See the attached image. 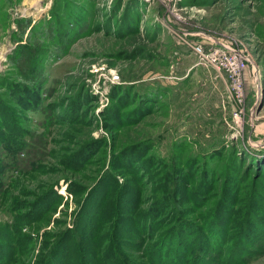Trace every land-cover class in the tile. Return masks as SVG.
Returning <instances> with one entry per match:
<instances>
[{
	"label": "rangeland",
	"instance_id": "obj_1",
	"mask_svg": "<svg viewBox=\"0 0 264 264\" xmlns=\"http://www.w3.org/2000/svg\"><path fill=\"white\" fill-rule=\"evenodd\" d=\"M62 7L75 26L59 18L64 40H38L40 69L12 75L16 46ZM210 37L251 57L242 116L193 50ZM7 79L42 99L22 105ZM98 201L103 256L122 216L124 253L145 264L158 247L165 264L183 248L184 264H264V0H0V264H39Z\"/></svg>",
	"mask_w": 264,
	"mask_h": 264
},
{
	"label": "trees",
	"instance_id": "obj_2",
	"mask_svg": "<svg viewBox=\"0 0 264 264\" xmlns=\"http://www.w3.org/2000/svg\"><path fill=\"white\" fill-rule=\"evenodd\" d=\"M66 12H67L66 9L63 8L58 15L56 12H54L53 15H50L51 18L48 20V22L46 23L41 22L37 25H34L33 26L34 31L31 29L32 32H30L32 35L29 36L30 37L29 43L20 42V40H23L22 38H19L18 40L16 39L18 42H20V44L18 47L16 46V48L14 49L13 56L10 58L9 61V68H10L9 72L12 75H15L16 77L29 76L30 78H32V76L35 75V72L38 71L41 67L40 64L41 60L45 56H48L51 52V48L49 45L45 43L43 44L41 42L38 43L37 41L40 39H44L45 36L46 37L50 36V39L51 38L54 39L52 43L56 41L55 38L58 39V37L60 38V36H61L60 39L64 40V37L68 33L67 31H65V29L64 30L62 29L60 31L62 25L61 23H59L60 22L59 18L67 20L64 23L67 26V28H69L70 26H75V24L77 23L75 22V19L71 18L70 14H68L66 17L64 15L66 14ZM46 26L49 27L50 32L47 31ZM29 57L32 59V62L29 60L30 59ZM7 80L8 81L4 82L5 86L3 87H6V89L7 86H9V88L10 87L13 88L14 89L13 97L14 98L16 97L17 100H19V102H21L22 105H27L30 109H32L35 108V106L42 99V95L44 91L43 84L39 85L37 82L35 84V81L33 80L35 87L28 88L27 87L28 85H26V83H24L21 80L18 82H11L10 79ZM20 148L21 147H17L18 150ZM88 201L89 199L86 202ZM99 202L100 201L96 202L94 206H92V204L88 205L87 207L84 205L81 206V209L78 211V218L76 221L77 228H75V231H72V229H67L69 231H66V233H64L60 239L59 237L55 239L52 245H48L50 244L48 242L44 243L43 247L45 248V251L47 248V251L46 252L42 251V253L40 254L39 264H145L141 262L140 258L138 257L135 258V256H129L128 253L127 254L124 253L125 248H123V245L118 239L122 238L123 236L125 237V235L129 233L126 232V223L124 221L125 217L122 216L118 220V222L114 223L111 235L109 236V234H107L108 232H106L105 235H103L105 238L103 239V237H101L97 241L99 243L101 241L103 243V240L111 241L112 243L111 251L103 256L100 253L101 251H98V249H96V245L94 244V241L96 239L97 231L100 225L99 223L101 222V217H102L101 202L100 203ZM90 206L91 208H89ZM88 208L91 209V214L93 213L94 216L92 217L93 222L90 223V225L85 224L86 220L90 218V217L86 218L87 216L86 212L88 211ZM35 213L38 217L40 216V212L37 211ZM218 231H219L218 228L214 229L213 233L216 234ZM134 234L135 233H132L130 235H134ZM210 235L212 236L211 233ZM84 240L87 241V244L84 243ZM72 243L75 244L73 251L70 249ZM215 244L217 245V242H215ZM219 249H221V247H219ZM76 250H78L77 259L74 258V253ZM89 251H91L92 254H88ZM163 251L164 250L160 249L159 247L157 249L155 248V252L151 257L152 264H165V262L168 261L172 248L170 247L167 255ZM188 251L189 249L183 248L179 253L178 256L180 257L179 261H181L182 264L185 263L186 257L188 255ZM94 252H97V254H101V256H103L104 258L101 261L98 260V258H96V256L94 255ZM127 257L129 258L127 259ZM198 264H205V263L202 262L201 260L200 262L198 261ZM216 264H218V262Z\"/></svg>",
	"mask_w": 264,
	"mask_h": 264
},
{
	"label": "built area",
	"instance_id": "obj_3",
	"mask_svg": "<svg viewBox=\"0 0 264 264\" xmlns=\"http://www.w3.org/2000/svg\"><path fill=\"white\" fill-rule=\"evenodd\" d=\"M193 50L200 61L229 81V91L239 107L236 116H242L245 104V71L251 63V57L244 48L234 47L218 38L193 44Z\"/></svg>",
	"mask_w": 264,
	"mask_h": 264
}]
</instances>
